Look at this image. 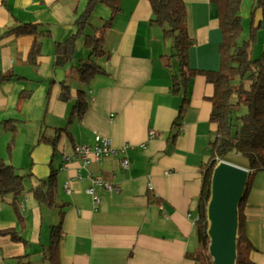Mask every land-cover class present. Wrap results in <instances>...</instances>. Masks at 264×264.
<instances>
[{
  "label": "crops",
  "instance_id": "1",
  "mask_svg": "<svg viewBox=\"0 0 264 264\" xmlns=\"http://www.w3.org/2000/svg\"><path fill=\"white\" fill-rule=\"evenodd\" d=\"M87 1L0 0V74L12 75L0 82V157L25 176L18 212L10 195L0 196V231L14 228L26 241L0 232V264L38 262L60 209V264H195L190 254L197 245L194 220L201 164L215 129L209 120L213 86L203 75L194 76L189 101L176 118L182 97L169 90L176 67L168 66L163 57L171 52L169 40L162 37L160 27L149 23V0H120V9L104 34L103 46L109 54L99 59L104 73L88 85L81 84L74 70L87 56L82 37L75 42L72 58L60 65L54 64L55 43L74 32V20ZM183 1L187 30L194 39L188 63L196 69L216 70L221 41L217 7L210 0ZM254 3L241 2L243 28L244 21L250 22ZM110 14L108 6L98 3L91 25L103 24ZM253 17L255 22L260 20L259 8ZM17 23H35L50 32L42 38L37 65L27 60L32 36L2 35ZM260 35L259 31L258 41ZM62 81L70 86L69 101L60 98ZM79 88L88 95V108L81 120L72 117L69 121ZM23 90L30 94L19 102ZM6 120L16 126L9 153L11 134ZM58 128L66 129L56 133ZM150 129L156 134L148 140ZM96 134L109 137L116 147L130 146L126 149L128 168L120 166V156L88 165L118 185L116 192L97 187L99 202L94 204L85 191L90 181L85 176L76 178L78 171L85 173L80 161L66 163L63 157L75 144H92ZM55 135V145L44 139ZM51 170H55L57 204L48 207L32 189L42 181L47 183ZM67 181L69 193L64 189ZM242 211L245 233L253 246L250 259L253 264H264V175L259 172Z\"/></svg>",
  "mask_w": 264,
  "mask_h": 264
},
{
  "label": "trees",
  "instance_id": "2",
  "mask_svg": "<svg viewBox=\"0 0 264 264\" xmlns=\"http://www.w3.org/2000/svg\"><path fill=\"white\" fill-rule=\"evenodd\" d=\"M151 17L149 23L162 29V37L170 42L171 52L164 55L168 66L176 67L171 75L169 90L172 94L182 97L176 118H178L189 101V86L194 76L203 75L207 82L213 86L209 96L211 109L209 120L215 126L212 138L208 142L209 153L201 164V188L196 200V218L194 228L197 245L190 254L195 264H214L209 253V235L207 233L208 218L207 205L211 196V179L213 170L219 160H228L225 155L231 151L244 156L248 164L242 165L248 169L244 193L237 205L238 226L236 236L235 264H253L250 251L253 246L246 236L244 229L243 201L253 183L255 174L264 170V39L261 53L253 58V46L258 42L259 31L264 36V0H255L250 13L248 37L242 42L238 39L242 33L243 25L240 15L242 0H210L217 7L218 25L221 30V41L218 45L220 57L219 67L216 70L196 69L188 63V51L194 44L186 26V6L183 0H149ZM98 3L110 8V17L99 26H92L90 18ZM260 9L261 18L255 22L253 13ZM120 9V0H88L83 11L74 20V32L62 42L55 43V65L64 64L73 56L75 42L82 37L87 50L86 58L80 60L75 66V77L85 85L90 80L104 73L99 59L109 54L103 46L104 34L115 14ZM91 26V32L86 29ZM14 34L16 36H32L28 52V62L38 64L41 54L42 38L50 36L49 30L42 29L35 23H17L9 26L2 35ZM12 78V75L0 74V82ZM29 91L23 90L19 95V102L28 97ZM60 98L64 101L71 99L70 86L61 82ZM88 95L83 88L76 91L68 120L72 117L81 120L88 108ZM5 127L11 138L7 144L9 153L14 145L16 126L14 121L6 120ZM66 128H58L56 133ZM55 145L57 136L44 137ZM231 161V160H228ZM25 176L17 168L0 157V196L10 195L11 204L18 212L19 196L24 190ZM33 195L48 207L57 204V185L55 170H51L47 183L42 181L32 189ZM63 210H59V220L51 225L49 243L43 251V258L48 264H60L59 244L62 232ZM21 223V218H18ZM9 234L13 240L26 242L14 228L0 231ZM24 257V256H23ZM21 258V257H20ZM30 261L18 264H29Z\"/></svg>",
  "mask_w": 264,
  "mask_h": 264
},
{
  "label": "water",
  "instance_id": "3",
  "mask_svg": "<svg viewBox=\"0 0 264 264\" xmlns=\"http://www.w3.org/2000/svg\"><path fill=\"white\" fill-rule=\"evenodd\" d=\"M247 177V168L223 159L213 170L207 205V233L214 264H235L237 205L244 193Z\"/></svg>",
  "mask_w": 264,
  "mask_h": 264
},
{
  "label": "built area",
  "instance_id": "4",
  "mask_svg": "<svg viewBox=\"0 0 264 264\" xmlns=\"http://www.w3.org/2000/svg\"><path fill=\"white\" fill-rule=\"evenodd\" d=\"M155 134V131L151 129L148 130L147 139L150 140L154 138ZM129 146V144L125 143L122 146L116 147L112 144L109 137L96 134L93 138L92 144H75L72 152L63 157V161L66 163L75 159L80 161V167L85 170V173L83 175L78 171L76 178L81 179L82 176H85L90 181V184L85 191L92 197L94 204L99 202L97 187L100 186L109 192H116L118 190V185L105 180L100 174L92 171L88 165L92 162H101L106 157L120 156V166L122 168H128L129 161L126 157V149ZM140 146H144V143H141ZM64 189L68 193L71 191L68 181L65 182Z\"/></svg>",
  "mask_w": 264,
  "mask_h": 264
},
{
  "label": "rangeland",
  "instance_id": "5",
  "mask_svg": "<svg viewBox=\"0 0 264 264\" xmlns=\"http://www.w3.org/2000/svg\"><path fill=\"white\" fill-rule=\"evenodd\" d=\"M248 28H249V23H248V21L246 20V21H244V28H243V31H242V33H241L239 39H238V42H242L244 39H246V38L248 37V30H249ZM262 43H263V35L261 34V35H260V40L258 41V43H256V44L253 46V49H252V52H251V55H252L253 58L258 57L259 54L261 53V51H260L261 48H259V47L262 46ZM74 73H75V70H74ZM74 75H75V74H74ZM225 158L228 159V160H231V161H229V162H231V163H233V164H235L234 162H237V163L242 164V165H247V164H248V161H247V159H246L244 156H242V155H240V154H237V153H235L234 151H231V152L227 153V154L225 155ZM228 160H227V161H228ZM233 161H234V162H233ZM239 164H238V165H239ZM239 166H241V165H239ZM242 167H243V166H242ZM18 172H19V171H18ZM258 172H259V174L264 175V170H260V171H258ZM19 173H20V172H19ZM37 260H38V262H35V261H34L33 263H34V264H41V263L48 264L47 260H45V259L43 258V251H42V255H40V256L37 258Z\"/></svg>",
  "mask_w": 264,
  "mask_h": 264
}]
</instances>
